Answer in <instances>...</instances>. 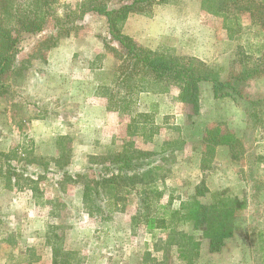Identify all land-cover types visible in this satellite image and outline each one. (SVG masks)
<instances>
[{"label": "rangeland", "instance_id": "374dc122", "mask_svg": "<svg viewBox=\"0 0 264 264\" xmlns=\"http://www.w3.org/2000/svg\"><path fill=\"white\" fill-rule=\"evenodd\" d=\"M134 1L123 36L222 81L234 75L238 92L214 98L202 82L199 112L186 116L175 84L132 68L89 9L94 1L56 0L42 32L21 34L0 94V264H52L55 255L59 264H264V28L252 21L251 0ZM213 126L234 132L235 145L207 146ZM127 147L145 154L150 177L125 194L122 175L105 186L110 201L102 193L84 202L89 180L119 174L114 161ZM194 198L246 202L217 253L190 224L150 229L139 216Z\"/></svg>", "mask_w": 264, "mask_h": 264}, {"label": "trees", "instance_id": "16d2710c", "mask_svg": "<svg viewBox=\"0 0 264 264\" xmlns=\"http://www.w3.org/2000/svg\"><path fill=\"white\" fill-rule=\"evenodd\" d=\"M92 1L96 5H92L89 9L105 18L110 38L125 50L126 59L132 60V68H137L139 72H143L144 76L156 83L167 80L177 86L179 92L177 99L182 104V112L186 114L187 111L186 116L193 117L199 112L198 85L202 82L211 83L214 98L229 97L232 92H238L232 84L234 75L222 81L210 73L186 67L174 60H166L161 56H153L149 51L137 47L126 36H123L121 25L128 15L135 11L134 0L132 1L133 3L122 5L117 9H108L106 6L100 5L99 3L101 2L99 0ZM55 2L56 0H0V94L7 89L3 83L4 80L13 77L12 65L15 61L17 44L21 34L36 35L42 32L50 16V9ZM254 2L255 0L250 2L249 11L252 12L254 7V13L252 12L250 16L255 24L264 28V5L258 2L254 4ZM133 72L131 70L128 74L126 71V79H132ZM17 73H19V70L16 71ZM244 76V78H248L249 74ZM186 118L188 119V117ZM204 140L208 142L207 146L214 147L225 145L232 148L237 142L234 132L218 128V126L208 127ZM142 157H145L143 152L134 147L128 150L127 147L125 156L114 161V163H121L117 168L119 174L112 177H102L96 181L93 179L89 180L83 190V201L92 202V194L99 197L103 193L108 198L112 194L110 188L116 184V181L122 175L125 182V194L129 189H135L136 184L144 182V178L153 173V169L148 167V163H141ZM154 168L157 169L156 167ZM7 181H9V177ZM91 183L94 184L93 187H89ZM108 184L110 188L105 189ZM199 195H202V191H197L196 196L198 197ZM108 201H110L109 198ZM139 205L145 210L148 209L147 196L144 200H140ZM91 206L89 204V210H91ZM245 207L246 202L242 199H232L227 202L218 199L216 202L204 205L198 198H194L183 203L178 210H168L164 206H157L158 216L150 217V219L149 214L141 213L139 216L144 217V223L150 229H163L166 231L168 224H172V222H176L175 227L177 223L190 224L207 241L208 251L217 253L222 248L224 241L233 236L236 220ZM158 210H160L161 214L158 213ZM177 252L179 258L183 260L189 259L185 247H177ZM56 256L52 264H59Z\"/></svg>", "mask_w": 264, "mask_h": 264}, {"label": "crops", "instance_id": "0c3cea01", "mask_svg": "<svg viewBox=\"0 0 264 264\" xmlns=\"http://www.w3.org/2000/svg\"><path fill=\"white\" fill-rule=\"evenodd\" d=\"M140 94H142V93H140ZM147 96H151V94H149V93L144 94V98H147ZM152 96H154V98H158V99H157L158 101H156V102H158V103L160 102L159 104H161V101H159V100H161V97H162L161 94L152 95ZM152 100H153V99H152ZM158 103H157V104H158ZM159 104H158V105H159Z\"/></svg>", "mask_w": 264, "mask_h": 264}]
</instances>
